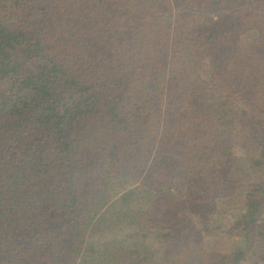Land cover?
I'll list each match as a JSON object with an SVG mask.
<instances>
[{
  "label": "trees",
  "instance_id": "obj_1",
  "mask_svg": "<svg viewBox=\"0 0 264 264\" xmlns=\"http://www.w3.org/2000/svg\"><path fill=\"white\" fill-rule=\"evenodd\" d=\"M237 192L245 248L208 252L194 219ZM251 250L264 264V0H0V264Z\"/></svg>",
  "mask_w": 264,
  "mask_h": 264
},
{
  "label": "rangeland",
  "instance_id": "obj_2",
  "mask_svg": "<svg viewBox=\"0 0 264 264\" xmlns=\"http://www.w3.org/2000/svg\"><path fill=\"white\" fill-rule=\"evenodd\" d=\"M231 11L227 8L218 9L213 12L217 27L224 29ZM263 143L255 145L240 146L235 148L236 156L244 164H249L251 158L258 156ZM215 212H203L194 219L196 239L201 240V246L208 252L218 254H231L245 248V238L239 233H228V226L234 222L238 208L244 202V194L237 192L235 194L219 197L215 199ZM215 213V214H212ZM257 256L251 250L248 261L244 264H253ZM198 262V261H197Z\"/></svg>",
  "mask_w": 264,
  "mask_h": 264
}]
</instances>
